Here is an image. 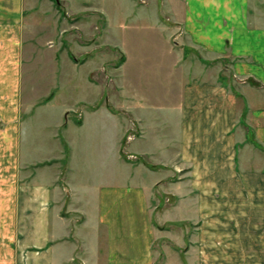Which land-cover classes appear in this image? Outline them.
<instances>
[{"label":"crops","instance_id":"obj_1","mask_svg":"<svg viewBox=\"0 0 264 264\" xmlns=\"http://www.w3.org/2000/svg\"><path fill=\"white\" fill-rule=\"evenodd\" d=\"M25 3L0 0V264H264V0H164L169 15L153 17L168 82L128 95L122 51L120 91L90 77L82 108L41 132L21 97ZM71 43L98 71L104 40ZM70 112L132 181L79 179ZM132 119L141 134L125 142Z\"/></svg>","mask_w":264,"mask_h":264},{"label":"rangeland","instance_id":"obj_2","mask_svg":"<svg viewBox=\"0 0 264 264\" xmlns=\"http://www.w3.org/2000/svg\"><path fill=\"white\" fill-rule=\"evenodd\" d=\"M163 2L164 0H26L25 5L32 12V25L35 28L32 31V42H26L25 47L32 45L34 52L32 58L24 60L21 97L24 106L32 107L33 130L41 132L43 128H49V121H55L60 108L65 105H73L75 111L82 108L77 100L87 95L88 89L92 91L88 84L90 77L94 79L101 75L105 82H109L113 93L120 91L119 83L114 81V73H120L118 66L124 57L122 51L127 56L125 73L130 80L123 87L128 90V95L134 91L138 80L158 87L168 82V75L165 74L169 68V59L164 48L158 46L156 32L160 29L156 24L157 17H153L158 11L163 19L169 15L168 7ZM97 12L105 15L99 17ZM27 20L30 18L27 17ZM165 38L168 39V35ZM72 39L73 44L80 49L87 45L93 48L94 43L101 44L104 40L108 49L105 50L106 56L100 62L98 71L88 76V71L96 65L75 62L72 56L77 58L78 54H71L72 49H68ZM180 52L181 50L177 51V55ZM76 113L70 112L67 120L73 125L75 155L81 172L79 179L89 180L91 186L98 187L103 184L102 181L111 179L105 177L108 174L106 172H116L122 179H128L125 178L129 173L128 168L119 167L107 158V143H88L89 128L77 127ZM130 126L125 142H129L127 137L135 136V140L141 134L133 119ZM56 132L63 136L62 128H58ZM134 146L135 142L129 146L128 151L134 152ZM129 161V164H133V161Z\"/></svg>","mask_w":264,"mask_h":264},{"label":"built area","instance_id":"obj_3","mask_svg":"<svg viewBox=\"0 0 264 264\" xmlns=\"http://www.w3.org/2000/svg\"><path fill=\"white\" fill-rule=\"evenodd\" d=\"M134 138H135V136H134V137L129 136V137H127V140H128V141H132ZM128 159H130V160H135L136 157L133 156V155H129V156H128Z\"/></svg>","mask_w":264,"mask_h":264}]
</instances>
